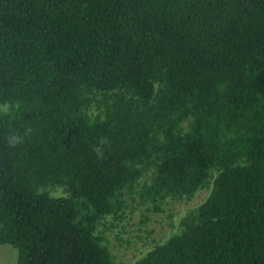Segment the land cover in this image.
<instances>
[{"label":"trees","instance_id":"1","mask_svg":"<svg viewBox=\"0 0 264 264\" xmlns=\"http://www.w3.org/2000/svg\"><path fill=\"white\" fill-rule=\"evenodd\" d=\"M0 244L264 264V0H0Z\"/></svg>","mask_w":264,"mask_h":264},{"label":"rangeland","instance_id":"2","mask_svg":"<svg viewBox=\"0 0 264 264\" xmlns=\"http://www.w3.org/2000/svg\"><path fill=\"white\" fill-rule=\"evenodd\" d=\"M59 191L62 192L61 189ZM59 191L56 193H59ZM134 253L137 255L139 251H134L133 255ZM129 257H131V253L126 255L124 259H128ZM16 260L17 250L15 247L10 244H0V264H16Z\"/></svg>","mask_w":264,"mask_h":264},{"label":"clouds","instance_id":"3","mask_svg":"<svg viewBox=\"0 0 264 264\" xmlns=\"http://www.w3.org/2000/svg\"><path fill=\"white\" fill-rule=\"evenodd\" d=\"M28 131L30 133L31 130L29 129ZM22 142H23V138L18 135H12L7 141L10 147H15L17 144Z\"/></svg>","mask_w":264,"mask_h":264}]
</instances>
